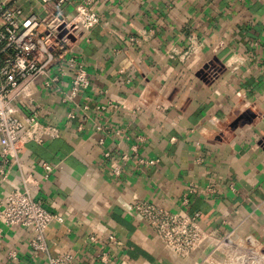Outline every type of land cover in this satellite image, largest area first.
<instances>
[{"label":"crops","instance_id":"crops-1","mask_svg":"<svg viewBox=\"0 0 264 264\" xmlns=\"http://www.w3.org/2000/svg\"><path fill=\"white\" fill-rule=\"evenodd\" d=\"M25 4L40 12L35 0ZM96 8L101 23L81 50L92 110L68 122L64 105L46 98L42 112L62 137L20 150L40 180L37 198L65 218L47 229L51 252H72L73 264H190L169 257L122 203L140 197L176 210L191 184L199 191L188 211L205 228L264 235V0H97ZM211 61L221 64L214 79L202 70ZM106 99L138 110H93ZM46 163L53 170L44 176ZM5 172L0 209L5 192L23 186L15 162ZM32 236L0 222V264H47L33 255Z\"/></svg>","mask_w":264,"mask_h":264},{"label":"built area","instance_id":"built-area-1","mask_svg":"<svg viewBox=\"0 0 264 264\" xmlns=\"http://www.w3.org/2000/svg\"><path fill=\"white\" fill-rule=\"evenodd\" d=\"M35 2L40 12L27 10L25 0H0V174L7 179L5 166L15 162L23 182L22 187H11L5 192L0 222L10 228H32L31 251L37 257L44 255L47 264H73L72 252L50 250L47 229L53 222L63 223L65 218L49 211L37 198L40 180L21 160L20 150L29 142L42 144L62 137L61 126L46 120L42 112L46 98L64 105L68 122L85 119L92 110V104L84 100L91 79L81 50L84 43L91 42L101 15L97 0ZM220 68V63L211 61L202 70L214 79ZM93 107L98 113L125 110L133 114L138 110L125 101L112 99L97 102ZM78 128L82 129L83 124ZM96 128L100 130L102 126L97 124ZM133 150L136 151L135 146ZM104 154L111 159V171L118 176L121 164L109 151ZM128 158V153L122 156L123 161ZM158 161L138 159L141 164ZM43 167L44 176L53 170L51 164ZM198 191L191 184L176 210L140 197L123 202L122 206L152 228L173 260H190V264H264L263 234L254 229L218 233L205 228L190 214L188 206ZM88 239L93 243L98 237L90 234ZM109 239L115 241L116 236L110 234ZM10 256L16 258L17 253L10 252ZM100 259L106 261L104 254Z\"/></svg>","mask_w":264,"mask_h":264},{"label":"rangeland","instance_id":"rangeland-1","mask_svg":"<svg viewBox=\"0 0 264 264\" xmlns=\"http://www.w3.org/2000/svg\"><path fill=\"white\" fill-rule=\"evenodd\" d=\"M264 250V249H263Z\"/></svg>","mask_w":264,"mask_h":264}]
</instances>
